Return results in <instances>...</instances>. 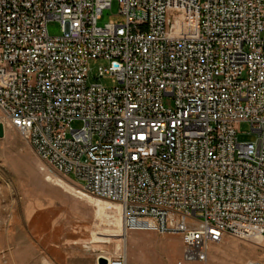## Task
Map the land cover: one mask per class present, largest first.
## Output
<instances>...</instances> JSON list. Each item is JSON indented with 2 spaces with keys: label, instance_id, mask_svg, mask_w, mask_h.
<instances>
[{
  "label": "built area",
  "instance_id": "1",
  "mask_svg": "<svg viewBox=\"0 0 264 264\" xmlns=\"http://www.w3.org/2000/svg\"><path fill=\"white\" fill-rule=\"evenodd\" d=\"M113 1L0 0L8 125L118 204L125 232L180 237L178 264L227 236L264 241V0H116L124 22L99 27ZM95 60L117 87L89 84ZM242 123L256 142L238 141Z\"/></svg>",
  "mask_w": 264,
  "mask_h": 264
},
{
  "label": "rangeland",
  "instance_id": "2",
  "mask_svg": "<svg viewBox=\"0 0 264 264\" xmlns=\"http://www.w3.org/2000/svg\"><path fill=\"white\" fill-rule=\"evenodd\" d=\"M119 8L114 0L98 26L124 22ZM47 29L51 37L62 34L56 21L49 22ZM106 66L102 60L90 62L89 84L108 89L119 85L115 76L98 77V68ZM165 105L172 107V100L166 98ZM1 124L0 264H99L100 259L108 262L119 256L126 257L127 264H178L183 252L180 237L125 232L118 204L85 193L73 176L62 175L41 160L22 135L8 125L0 108ZM72 126L79 128L81 123ZM237 132L241 143L257 140L248 123L238 125ZM249 261L264 264V241L227 236L211 249L206 263L188 264Z\"/></svg>",
  "mask_w": 264,
  "mask_h": 264
},
{
  "label": "water",
  "instance_id": "3",
  "mask_svg": "<svg viewBox=\"0 0 264 264\" xmlns=\"http://www.w3.org/2000/svg\"><path fill=\"white\" fill-rule=\"evenodd\" d=\"M4 137V126L1 124L0 125V138ZM107 261L105 259H100L99 264H106Z\"/></svg>",
  "mask_w": 264,
  "mask_h": 264
},
{
  "label": "bare ground",
  "instance_id": "4",
  "mask_svg": "<svg viewBox=\"0 0 264 264\" xmlns=\"http://www.w3.org/2000/svg\"><path fill=\"white\" fill-rule=\"evenodd\" d=\"M123 219H124V215H123ZM124 237L126 238V234H124ZM101 242V241H100ZM102 244H104L105 242H101ZM96 244V243H95Z\"/></svg>",
  "mask_w": 264,
  "mask_h": 264
}]
</instances>
